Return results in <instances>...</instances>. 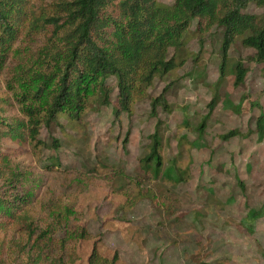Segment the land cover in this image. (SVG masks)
Returning <instances> with one entry per match:
<instances>
[{
	"label": "rangeland",
	"instance_id": "1",
	"mask_svg": "<svg viewBox=\"0 0 264 264\" xmlns=\"http://www.w3.org/2000/svg\"><path fill=\"white\" fill-rule=\"evenodd\" d=\"M54 1H25L27 17L0 66V119L15 126L30 125L27 108L44 112L32 93L43 82L40 74H50L57 63L41 47L45 32L29 25L35 16L52 13ZM250 8L263 13L253 3ZM193 25L181 50L185 62L157 76L129 111L115 114L118 88L109 77V96L101 90L91 95L80 117L42 121L37 138L28 129L20 141L2 143L15 157L12 170L0 176V189L32 193L28 208L35 235L48 223L58 229L53 252L58 264H89L96 241L108 257L118 251L117 264H264V138L256 125L264 111V64L238 36L230 61L241 60L250 70L236 85L229 67L216 85L222 28L200 39ZM43 84L47 96L51 86ZM162 92L167 106H153L152 97ZM215 93L219 101L209 113ZM240 98L245 104L237 110ZM232 129L237 133L225 138ZM156 130L162 141L159 173L145 163ZM12 145L15 149L7 148ZM81 224L89 238L75 242L71 235ZM27 229L24 222L0 225V264L20 261Z\"/></svg>",
	"mask_w": 264,
	"mask_h": 264
},
{
	"label": "trees",
	"instance_id": "2",
	"mask_svg": "<svg viewBox=\"0 0 264 264\" xmlns=\"http://www.w3.org/2000/svg\"><path fill=\"white\" fill-rule=\"evenodd\" d=\"M25 1L0 0V66L14 50L22 22L27 17ZM251 3L263 8V13L252 10ZM53 5L52 13L35 16L29 25L30 30L45 32L41 47L51 50L53 62L57 63L50 74H40L43 82L32 93L44 103L41 109L44 112H38L39 107L27 108L28 127L24 122H17L15 126L0 119V176L12 170L15 157L13 152L2 150L3 142L10 138L20 141L26 137L28 129V134L37 138L42 121L49 124L58 121L61 115L80 117L91 95L101 90L109 96L112 90L107 83L109 77L116 80L118 88L115 114L119 116L121 109L129 111L135 100L148 95V88L157 76H163L185 62L181 50L193 24L200 39L215 26L222 28V61L216 85L226 77L229 67L236 85L244 82L250 70L241 60L230 61L229 50L238 36H243L244 44L256 49L255 59L264 64V0H173L170 4L159 0H56ZM46 82L51 86L47 96L44 95L47 91H43ZM218 98L215 93L209 101V113ZM152 99L153 106L168 104L164 92ZM249 102L254 104L251 99ZM244 104L240 98L236 103L237 110ZM209 113L200 122V131L205 129ZM256 125L262 140L264 111L257 116ZM236 133L237 130L232 129L223 136L227 138ZM152 136L153 144L145 156V163L148 167L153 164L154 172L159 173L163 169L161 135L156 130ZM7 148L15 149L13 145ZM31 194L0 189V225L17 221L24 222L28 228L26 245L19 250L17 264H58L53 253L58 229L48 223L35 235L28 208L32 202ZM71 238L75 242L89 238L87 227L77 225ZM22 250H25L23 256ZM75 254L74 247L72 261L76 259ZM262 254L264 259V249ZM118 259L117 250L111 257L101 253L97 241L88 254L89 264H117Z\"/></svg>",
	"mask_w": 264,
	"mask_h": 264
}]
</instances>
